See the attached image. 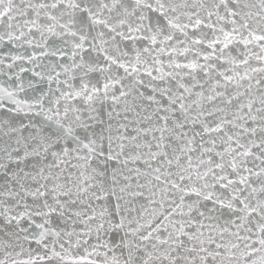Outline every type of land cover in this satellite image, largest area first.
Here are the masks:
<instances>
[{"label": "snow or ice", "instance_id": "1", "mask_svg": "<svg viewBox=\"0 0 264 264\" xmlns=\"http://www.w3.org/2000/svg\"><path fill=\"white\" fill-rule=\"evenodd\" d=\"M0 264H264V0H0Z\"/></svg>", "mask_w": 264, "mask_h": 264}]
</instances>
